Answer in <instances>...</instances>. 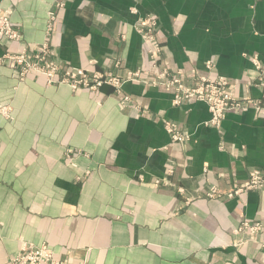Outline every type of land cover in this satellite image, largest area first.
Returning a JSON list of instances; mask_svg holds the SVG:
<instances>
[{
  "label": "crops",
  "instance_id": "1",
  "mask_svg": "<svg viewBox=\"0 0 264 264\" xmlns=\"http://www.w3.org/2000/svg\"><path fill=\"white\" fill-rule=\"evenodd\" d=\"M56 1L0 0L22 35L0 41V105L10 111L0 114V264L29 242L69 264H264L258 239L235 231L258 220L264 237V187L205 196L264 169V113L231 110L217 128L206 103L174 105L162 85L73 91L34 72L19 79L5 58L48 42L49 59L90 74L224 76L264 106L248 83L258 76L251 56L264 66V0H68L48 31ZM148 14L161 47L152 60L133 26ZM167 119L190 139L171 141Z\"/></svg>",
  "mask_w": 264,
  "mask_h": 264
},
{
  "label": "rangeland",
  "instance_id": "2",
  "mask_svg": "<svg viewBox=\"0 0 264 264\" xmlns=\"http://www.w3.org/2000/svg\"><path fill=\"white\" fill-rule=\"evenodd\" d=\"M67 1L68 0H57L55 2V4H54V8L48 10V12H47V25H46V29L48 31L51 30V25H52L53 21L56 18V14H57L56 11L58 9L63 8L65 6V4H66ZM5 9L9 10L10 22L13 25L12 27L14 28L13 29L14 32L16 31L18 33L19 38H17V39H15L13 37H12V39L2 38V39H0V41H2V40H9V41L20 42L22 40V35L20 33V29H18V27L15 26L14 25V22L12 21V17H11L12 9L11 8H0V10H5ZM130 11L133 12V13L136 12L135 8H131ZM146 16H154V15L153 14H148V15H145L143 17H140V18L137 19L135 25H133L134 26V29L137 31V33L140 35V37H141V34L138 31V27L141 24V20L143 18H145ZM154 17L156 18V16H154ZM156 26L157 27L155 28V30H156V32H155V40H156L157 31H158V19L157 18H156ZM141 39H142V37H141ZM142 42L144 44L145 53L147 54V46L144 43L143 39H142ZM155 43H156V41H155ZM156 45L158 46L157 43H156ZM160 50H161V47H159V52H160ZM49 52H50L49 44H48V42H44V43L41 44V46H40L39 49L29 50V49L26 48V49H23L19 53H9V54H6L5 58L10 62V65L12 67H18L19 79H23L27 74L34 72V71H27L24 68H21L19 65L14 64L13 58H14L15 55H19V54H24L25 56H28L30 58H33V56L36 55V54L44 53L45 60L46 61H54L55 63H57V65L60 66V68H61L62 71L65 70L66 68L74 67L72 65H63V64L60 65V63H58L56 60L49 59L48 58ZM158 55H159V53H158ZM147 56H148V54H147ZM157 57H155V58H157ZM253 58H256L261 63V61L255 55H252L251 56V61H252ZM149 59L152 60L153 58H150L149 57ZM252 64H253V61H252ZM75 68H80V69L84 70L81 67H75ZM84 72H85L86 77L88 79H92L93 81H94V79L96 77L95 75H97V77L99 79L102 78L103 79L102 84L100 86H93L91 84L90 86L86 87V86H83V83H81V84L76 85L74 87V85H75L76 82H74V80L72 78H67L64 81H61V79H63L62 74H60V75L57 74L55 81L54 80H50V82L48 81V79L46 78L45 75H43V76L46 78V81H47L48 84H50V85L66 84L73 91L80 90V89L96 90V89H99L103 85H111V86L115 87L117 89V91H119V90H121V86L123 85V83L124 82H127V81L151 82L154 85H162V86H164L167 89H171L172 92H173V104L174 105H180L183 102H185L187 100H191V99H184V100L180 101L179 103L175 102L176 93H177L176 90H175V87L173 85H167L166 84L167 82H165L166 80H170V79L176 77V78L181 79L179 82L182 83L184 86L194 87L202 79L214 80V79H216L218 77H223L224 78V76H217V77H214V78H206V77H197L196 78V77H192V78L189 79L190 80V83H187L186 80L184 79V77L182 75H179L177 73H175L173 75H168L167 71H165V70L162 71V73H160V75H157L156 78L153 79V80L147 79L145 77L146 72L144 70H141V69L140 70L139 69H136V70H129V71H127L126 72V75L124 76L123 79H119L117 76H114L111 73H107V72H94V73H91V74L90 73H87L85 70H84ZM34 73H37V72H34ZM37 74H40V73H37ZM40 75H42V74H40ZM129 76H132L135 79H130ZM258 77L259 76H256L255 78H252L251 79L252 80L251 84H253L255 86L261 87L262 88V97H264V80H260ZM64 78H65V76H64ZM106 78L117 79L118 81H120V85L119 86H115V85L112 84V82H108V80ZM225 78H227V77H225ZM248 83H250V80L248 81ZM232 84L235 87V93L237 95V92H236L237 85L234 84L233 82H232ZM236 97L237 98H246V99L250 98V97H242V96H238V95ZM129 99L130 98L128 96H124V98H123V100L126 101V103H130V100ZM254 99L256 101V105H258V107L260 109H255L253 107H249V108H247L245 110L254 109L256 111H260V112L264 113V106L262 105L261 100L260 99H257V98H254ZM198 101H200V100H198ZM202 102H204V101H202ZM206 105L208 106L207 103H206ZM208 109H209V106H208ZM239 110H244V109L241 108ZM227 112H225L223 115L220 116L221 118H220V120L217 123H213L211 121V119H212V113L210 112V114H211L210 115V119L206 123L208 125H211V126H214V127H217L218 128L220 126V124H221L222 119L224 118V116H225V114ZM9 113H10L9 108L6 105H2L1 104L0 105V114H2V115H4V116L7 117V115L9 116ZM169 122L170 123H173L174 124L173 125L174 128L175 129L177 128L179 130V131H174V132H177V134H179V135H187L188 138L187 139H183V140H174V138H173V132H170V131H168L166 129L167 128L166 127L167 126L166 124H168ZM163 126H164L165 131L169 135V138H170L171 141H174V142H186V141H188L190 139V134L184 132L183 129L181 127H179V125L176 122H174V121H171V120L167 119V120H165L163 122ZM256 172H258L260 174H263L264 173V169H254V170L250 171L249 174H248V177L242 183V185H240L238 187H236V185L235 186H232V188L229 191H227V192H221L220 189L217 186L211 185L209 191L205 194V196L208 197V198H214V197L231 198V197L238 196L240 193H242L244 191H247V190H257V189H260V188L264 187V183L263 184L262 183L255 184V185L251 184L252 175L254 173H256ZM256 223L261 224V222L258 221V220H255V221L242 220L237 225V227L235 228V231L236 232H244L245 231V232H248V234L250 235L249 231H251V230L249 228H247V227L249 225L256 224ZM261 230H262V224H261ZM261 230L256 234V236H259L260 235ZM257 239H259V238L257 237ZM262 249L264 250V248H262ZM22 255L25 256L24 264H69L68 259L62 258L61 256L57 255L56 254V251L54 250V248H52L49 244H47L45 242H39V243L29 242V243L22 244L21 247L18 249V251L12 256V258H11L12 264H20L19 261H16L15 260V258L18 257V256H22ZM41 256H44L43 261H40L39 260V257H41ZM28 258H30V260Z\"/></svg>",
  "mask_w": 264,
  "mask_h": 264
},
{
  "label": "built area",
  "instance_id": "3",
  "mask_svg": "<svg viewBox=\"0 0 264 264\" xmlns=\"http://www.w3.org/2000/svg\"><path fill=\"white\" fill-rule=\"evenodd\" d=\"M13 25L10 22L9 18V10H0V39L8 38L12 39L19 38L18 33L12 27ZM156 18L154 16H146L141 20V24L138 27V31L141 34V37L144 43L147 46V54L150 58H155L158 56L159 47L155 43V28H156ZM43 50V49H42ZM254 69L258 71V78L260 80H264V66L256 59L253 58ZM13 62L16 65H19L21 68H24L27 71H34L45 75L48 81L56 79L57 74H62L64 81L67 78H72L74 80L75 85H79L83 83V86H100L103 82V79H99L97 75H95L94 81L92 79H88L85 75L84 70L75 67H69L65 70H61L60 66L57 65L54 61H46L44 57V53L36 54L33 58L25 56L24 54L15 55L13 58ZM139 74V73H138ZM65 76V78H64ZM130 79H135L132 76H129ZM108 82H112L113 85L119 86L120 81L117 79L106 78ZM181 79L172 78L170 80H166L167 85H173L176 90V99L175 102L179 103L184 99L191 100H200L204 101L208 104L209 110L212 113L211 121L213 123H217L220 120V116L225 112L230 110H239V109H247L249 107H253L255 109H260L258 105H256V101L254 98H237L235 93V87L232 82L228 78L218 77L214 80L210 79H202L199 81L194 87H187L180 83ZM252 80H250V83ZM236 96H235V95ZM235 96V97H234ZM167 130L173 132L174 140H183L187 139V135H179L177 132L179 131L177 128H174L173 123L166 124ZM177 127V126H176ZM264 183V173L260 174L258 172L254 173L251 178V184H260ZM251 231L250 238L257 239L258 236L256 234L261 230V224H252L249 225ZM253 233V234H252ZM262 248H264V237L260 240H257ZM48 251V250H47ZM50 253V252H49ZM30 260V258H28ZM44 256L39 257L40 261H43ZM16 261H19L20 264H24L25 256H18L15 258Z\"/></svg>",
  "mask_w": 264,
  "mask_h": 264
}]
</instances>
